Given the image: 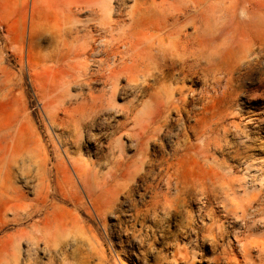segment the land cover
Segmentation results:
<instances>
[{
    "label": "rangeland",
    "instance_id": "1",
    "mask_svg": "<svg viewBox=\"0 0 264 264\" xmlns=\"http://www.w3.org/2000/svg\"><path fill=\"white\" fill-rule=\"evenodd\" d=\"M48 1L41 0L33 17V0H0V159L7 157L0 165V264H178L179 249L190 253L194 264H264V12L242 15L239 10L240 25L219 40L224 48L223 43H231L223 74L203 70L214 60L215 46L199 59L178 55L163 27H157L155 14L143 28L147 39L140 40L143 47L153 46L144 51L150 57L140 67L153 75L137 76L131 87L121 81L124 89L110 124L102 120L78 138L65 111L78 95L102 85H86L90 75L70 86L60 83L62 77L70 79L54 58L56 13ZM184 1L189 15L210 5H264V0ZM195 1L202 4L195 6ZM109 5L110 32L88 10L79 17L81 23L71 25L75 49L91 38L123 40L132 31L127 14L134 1ZM172 24L170 19L167 25ZM192 27H187L189 34ZM243 41L254 43L256 54L232 87L225 74L239 61ZM89 65V73L97 69ZM127 106L130 115L122 111ZM122 122H127L124 129L119 128ZM66 151L89 163L84 165L91 170L90 188L108 194V204L99 207L89 199ZM62 162L79 187L75 200L70 188H61L66 186L63 174L57 178ZM43 174L53 185L49 209L16 216L13 205L35 199ZM166 196L170 203L165 209L160 205L155 214H147ZM47 211L50 220L57 219L51 227L59 230L58 244L46 250L43 243L38 248L16 238L21 230L31 232ZM239 244L246 245L247 254Z\"/></svg>",
    "mask_w": 264,
    "mask_h": 264
},
{
    "label": "bare ground",
    "instance_id": "2",
    "mask_svg": "<svg viewBox=\"0 0 264 264\" xmlns=\"http://www.w3.org/2000/svg\"><path fill=\"white\" fill-rule=\"evenodd\" d=\"M112 1L113 0H50L48 1L49 4L47 5L48 7L54 9L56 13L54 30L56 31L58 37L55 35L57 39L54 40V58L56 59L57 63L67 68L63 69L62 71L67 72V76L70 79L67 80L65 79V77H62L60 79V83L70 86V84L77 82V80L79 82L80 78H86L88 75H90V77L86 78L85 80L86 85L90 86L91 84L96 83H100L102 85L101 88L97 89L96 91H92L89 88V93L85 95H78L75 104L65 111V113L70 115L69 120L72 121L71 131H74L76 137L78 138H82L84 132L96 130L101 126L102 120L107 125L110 124L108 118L112 115V111L117 109V105L115 102L117 95L122 89H124H120L121 81L126 82V87H131V84L137 81V76L144 78L146 73L148 74V76H151V69L146 68L144 70H141L140 67L144 63L143 60L146 57H150L148 54H145L144 51L153 49V46L143 47L144 43L140 40H143V38L147 39L149 33L143 32V28L154 21L153 16L155 14L157 15L156 18L158 19L157 27H163L166 37L171 41V46L176 50L178 55H191V57H197V59H199L201 57H204V55L209 50H212L211 46H215L214 51L211 53V56L214 58V60L212 61V63L207 61V65H205L203 70L206 73L211 71H218L220 72L219 74H223V59L225 58L226 54H229L228 50L230 49L231 43H223L225 45H228L226 46V48H224L221 45H218L219 40H221L222 37H225L228 34L234 33V31L238 28L240 22L239 20L237 21L238 18L236 17L239 10L242 12V15L249 13L255 14L256 12L261 10L264 12V5L254 4L250 5L249 7H240L238 4H236L220 8L210 5L204 6L194 15H189V8L187 6H184V0H133L134 7L127 14L128 20L130 22L129 26L132 31L130 33H126V37L123 40L112 39L110 43L105 42L104 40H95L91 38L89 41H86V43L80 48L75 49L73 45L75 41V37H73L74 30L72 28L75 27V24L81 23L79 17L82 15L83 10H88L90 15L94 18L101 17V25L103 26V28L108 29V31L110 32L113 21H111L110 19L112 9L109 4ZM40 2L41 0H33V17H35L39 10ZM194 4H196L195 6H197V4L201 5L202 3L200 4V2L195 1ZM118 6V10L122 15V5L119 4ZM121 15H119V17H121ZM170 19L173 20V24L171 26L167 25ZM163 21H165L164 24H162ZM213 22H215V24H213ZM188 25L193 26L192 28L194 32L192 34H189L187 32ZM161 44H159L160 50H162V47L160 46ZM254 46V43L243 41L242 45L238 47L239 51L235 49L236 51H238L239 61L236 63L235 67H232L230 71L225 74L226 77H228L227 84H231L232 87H236L235 82L237 79L235 76L238 72L241 74L242 67H244L248 58L256 54ZM255 57L256 59H258L261 56L257 54L255 55ZM75 59H79L80 62L78 61L76 65H73L71 61H75ZM151 59L153 58H149L148 60L151 61ZM89 62L97 67L96 70L90 73L88 72L90 70ZM151 63L154 62L151 61ZM252 63V61L248 60L247 65L250 66L252 65ZM149 65L150 63H148V65H145V67H148ZM245 77L248 78L247 74ZM137 86L138 85L136 83L132 87L135 88ZM227 86L228 85H226L225 89H227ZM122 111L127 115L131 114V109L129 106L123 107ZM261 121L262 119H260V122ZM263 123L264 122H262V124ZM126 125L127 122H122L119 124V128L124 129ZM95 134L93 135L94 139H96ZM90 140L91 138L88 137V141ZM66 152L76 179L81 184L83 190L88 194L89 199L99 207L108 204L110 202L108 194H97L90 188L88 176L90 177L89 171L91 170L89 169V167L84 165L89 163L87 161H84L83 159H74L73 157H70L68 151ZM6 159L7 157L0 159V165H2V163ZM60 164L61 166H57L56 168L57 178L59 179L60 174H63V185H66L62 186L61 188H70V195L72 199L75 200V195L80 194L79 187L77 186L72 175H67V166L65 167V165H62L65 163L62 162ZM3 165H5L6 167V164ZM10 165L8 166L6 171L8 174L12 172V168ZM47 173L49 174V172ZM49 179L50 178L46 179L44 174L41 176V180H39L38 183L39 186L36 189V197L30 203L27 204L22 200L19 201L18 199L19 202H22H18L12 207V211L16 216L25 214L28 217H33L36 212H39L43 210V208H46L47 202L50 201L49 198L51 196L53 187V185H51L50 183V181L52 180ZM164 199L165 203H162L161 200L156 201L154 203L155 207L147 210V214H155L156 207H160V205L165 209L166 206L170 203V200L168 196H166ZM47 208L46 210L49 209ZM95 211L98 212L96 209ZM51 215L52 213L48 211L45 212L43 221H38V219L37 222H35L34 224L32 223L33 225L31 232L28 233L25 230H21L16 235V238L19 239V241L28 239L32 241L33 244L38 248L39 244L43 243L44 247H46V250L50 248V243L54 242L58 244L59 230L53 229V226L51 227V225L55 224L57 219L56 217H54V220H50ZM147 217L148 216H146V218ZM239 246V251H242L244 254L248 253L245 244H239ZM5 251L7 252V250ZM175 254V258L178 264H180L181 262L182 264H194V262L190 263V253L185 252L184 254H182L181 250L179 249ZM49 262L50 263L48 264H55L52 260H50ZM110 263L112 262L110 261ZM29 264L47 263H36L34 261L29 262Z\"/></svg>",
    "mask_w": 264,
    "mask_h": 264
}]
</instances>
